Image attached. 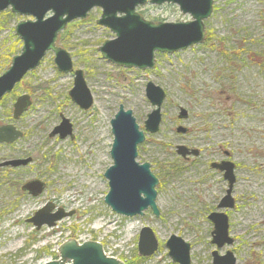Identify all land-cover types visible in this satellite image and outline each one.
<instances>
[{"label": "rangeland", "instance_id": "rangeland-1", "mask_svg": "<svg viewBox=\"0 0 264 264\" xmlns=\"http://www.w3.org/2000/svg\"><path fill=\"white\" fill-rule=\"evenodd\" d=\"M136 12L154 24L191 21L174 5L145 4ZM101 14L94 9L59 35L66 32V46H61L74 69L83 71L93 98L90 110L70 100L74 76L57 72L52 53L0 103V126L13 123L23 133L12 145L0 144V264L57 261L59 248L70 240L99 243L107 256L124 264H175L165 246L171 236L191 246V264H212L213 252L233 253L236 264H264V0H214L204 21V42L173 54L156 52L155 67L145 71L118 68L102 58L99 48L116 36L97 25ZM27 20L32 19L10 9L0 13V76L21 52L15 27ZM150 82L166 98L159 131L145 133L137 162L150 164L158 180L160 216L148 210L143 217L125 218L104 203L109 191L104 174L113 165L111 121L123 106L145 131L154 110L146 97ZM23 94L33 98V105L13 122V103ZM181 110L186 119H179ZM61 116L73 126L72 140L49 137ZM179 127L187 133L177 132ZM178 147L200 156L184 162ZM28 158L27 167H2ZM220 162L234 165V208L229 210H218L228 180L210 168ZM33 180L46 185L36 198L21 191ZM47 204L53 205L52 213L61 209L72 216L38 231L28 220ZM211 213L229 220L234 243L221 250L212 244ZM146 227L159 249L143 259L138 241Z\"/></svg>", "mask_w": 264, "mask_h": 264}, {"label": "water", "instance_id": "water-1", "mask_svg": "<svg viewBox=\"0 0 264 264\" xmlns=\"http://www.w3.org/2000/svg\"><path fill=\"white\" fill-rule=\"evenodd\" d=\"M150 3L162 6L176 5L184 15H189L191 21L181 23L154 24L143 19L137 12V7ZM214 0H0V13L10 9L13 14L30 16L34 20L19 22L15 27V34L22 42L19 55L12 59L11 66L0 76V102L6 95L11 94L23 78L35 71L45 56L54 53V65L62 74L74 71L72 56L66 50L57 46L59 35L69 23L86 20L93 9H101V17L97 25L109 29L116 38L106 41L99 49L103 59L126 69L140 70L155 67V53L173 54L184 51L205 40V25L213 12ZM74 86L69 96L82 110H89L93 106V98L87 87L82 70L74 73ZM146 97L154 107L145 122V131H140L133 117L132 111H125L120 106L119 112L111 121L113 144L110 152L113 165L105 172L109 191L104 203L112 212L125 218L143 217L151 210L158 218L160 212L157 206L156 186L157 178L151 172L148 163L139 164L138 146L145 142L147 134H156L161 124V109L166 98L165 92L148 83ZM32 101L28 95L19 97L13 106V120H19L28 112ZM180 119L187 118V112L181 110ZM185 129L178 128L179 133ZM59 136L61 140L72 135V126L66 119L51 132L50 137ZM23 137V133L12 125L0 126V144H12ZM198 154L197 151H194ZM177 154L185 157L189 151L184 147L177 148ZM31 159L8 161L2 167H25ZM228 180L229 187L219 209H233L234 201L231 197L235 178L234 165L222 162L213 165ZM32 197L40 196L46 185L33 180L23 186ZM54 207L47 204L39 210L32 219L28 220L39 231L42 227L52 228L57 222L72 213L58 210L52 213ZM214 225L212 244L217 249L225 245H232L234 240L229 236V220L223 213H213L209 217ZM169 257L175 264H191V246L177 236H171L165 244ZM159 244L152 229L146 227L140 231L138 253L142 258H149L157 253ZM59 260L46 264H124L118 259L108 257L101 244L85 242L78 244L70 240L59 250ZM213 264H236L233 253L220 256L212 253Z\"/></svg>", "mask_w": 264, "mask_h": 264}, {"label": "flooded vegetation", "instance_id": "flooded-vegetation-1", "mask_svg": "<svg viewBox=\"0 0 264 264\" xmlns=\"http://www.w3.org/2000/svg\"><path fill=\"white\" fill-rule=\"evenodd\" d=\"M26 17H28V16H26ZM29 17H30V16H29ZM31 19L34 20L32 17H31ZM27 21H28V20H27ZM15 35H16V34H15ZM17 38H18V37H17ZM18 39H19V38H18ZM19 40H20V39H19ZM60 40H61V37L58 38L57 46L60 47V48H62V49H64L62 46H66V43H61ZM20 42H21V40H20ZM21 43H22V42H21ZM59 43H61V44L59 45ZM104 43H105V42H104ZM104 43H103V44H104ZM62 44H64V45H62ZM103 44H102V45H103ZM22 45H23V44H22ZM61 45H62V46H61ZM102 45H101V46H102ZM99 49H100V48H99ZM64 50H66V49H64ZM66 51H67V50H66ZM67 52H68V51H67ZM99 52H100V51H99ZM49 53H52V52H49ZM52 54L54 55V53H52ZM100 54H101V52H100ZM101 56H102V54H101ZM45 57H46V56H45ZM102 58H103V57H102ZM42 61H43V60H42ZM42 61H41V63H42ZM53 64H54V58H53ZM111 64H112V63H111ZM113 65H114V64H113ZM54 66H55V65H54ZM73 66H74V65H73ZM115 66H116V65H115ZM117 67H118V66H117ZM118 68H121V67H118ZM55 69L57 70L56 67H55ZM123 69H126V68H123ZM132 69H138V68H132ZM78 70H79V69H78ZM139 70H140V69H139ZM146 70H147V69H146ZM75 71H77V70L74 69V71H73L72 73H70V74H63V75H71V74H73V76H74ZM142 71H145V70H142ZM57 72L60 73L58 70H57ZM29 73H31V72H29ZM60 74H62V73H60ZM25 77H26V76H25ZM25 77H24V78H25ZM24 78H23V79H24ZM74 78H75V76H74ZM22 81H23V80H22ZM22 81H21V82H22ZM18 85H19V84H18ZM15 88H16V87H15ZM14 90H15V89H14ZM70 92H71V91H70ZM70 92H69V93H70ZM12 93H13V92H12ZM12 93H11V94H12ZM11 94H9V95H11ZM9 95H7V96H9ZM23 95H28V94H23ZM23 95H21V96H23ZM68 95H69V94H68ZM21 96H19V97H21ZM28 96L30 97V99H31V101H32V105H33V98H32L30 95H28ZM19 97H17V98L15 99V102H16V100H17ZM4 98H5V97H4ZM4 98H3V100H4ZM69 98H70V96H69ZM3 100H2V101H3ZM70 100H71V98H70ZM2 101H1V102H2ZM71 101H72V100H71ZM1 102H0V103H1ZM15 102L13 103V106H14ZM72 102H73V101H72ZM73 103H74V102H73ZM74 104H75V103H74ZM76 105H77V104H76ZM13 106H12V114H11L12 117H11V118H12V121H13V122H17V121H19V120H20L25 114H24L19 120H17V121L13 120ZM77 106H78V105H77ZM31 107H32V106H31ZM78 107H79V106H78ZM79 108H80V107H79ZM91 108H92V107H91ZM91 108H90V109H91ZM80 109H81V108H80ZM90 109H89V110H90ZM29 110H30V109H29ZM81 110H82V109H81ZM83 111H85V110H83ZM87 111H88V110H87ZM63 119H64V118L61 116V122H60V124L62 123V120H63ZM179 119H180V118H179ZM69 123H70V122H69ZM10 124L14 125L13 123H10ZM60 124H59V125H60ZM6 125H9V124H6ZM59 125H58V126H59ZM70 125H71V124H70ZM2 126H5V125H2ZM14 126H15V125H14ZM58 126H57V127H58ZM71 126H72V125H71ZM55 128H56V127H55ZM55 128H54V129H55ZM54 129H53V130H54ZM183 129H184V128H183ZM185 130H186V129H185ZM52 132H53V131H52ZM177 132H178V129H177ZM186 133H187V130H186L185 133H183V134H186ZM72 135H73V126H72ZM112 135H113V134H112ZM49 137H50V135H49ZM56 137L59 138V136H56ZM50 138H51V137H50ZM54 138H55V137H54ZM67 138H70L71 140L73 139V137H70V136H68ZM67 138H66V139H67ZM20 139H21V138H20ZM20 139H19V140H20ZM59 140H61V139L59 138ZM64 140H65V139H64ZM17 141H18V140H17ZM17 141H16V142H17ZM16 142H14V143H16ZM14 143H12V144H14ZM12 144H3V145H12ZM180 156H181V155H180ZM187 156L199 157V156H200V152H199L198 154H195L194 151H189V154H186L185 157L181 156L182 159H181V158H180V159L183 160V161H184V160H185V161H188L190 158H188ZM185 161H184V162H185ZM220 163H222V162H220ZM220 163H211V164H210V168H211L212 170H214V171L216 170V171L221 172V171H220L219 169H217L216 167H213V165H218V164H220ZM25 167H27V166H25ZM3 168L18 169V168H24V167L13 168V167H10V166H6V167H3ZM221 173H223V175L225 174V172H221ZM224 179H225V178H224ZM225 180H226V179H225ZM228 183H229V182H228ZM24 185H25V183L21 186V191L24 192V193H27V194L29 195L28 192L23 191L22 188H23ZM228 187H229V186H228ZM226 192H227V191H226ZM29 196H31V195H29ZM157 196H158V195H157ZM31 197H32V196H31ZM222 200H223V199H222ZM222 200H221V202H222ZM221 202L219 203V205L221 204ZM218 210H227V209H219V206H218ZM228 210H229V209H228ZM149 211L152 213L151 210H149ZM152 214H153V213H152ZM211 214H213V213H211ZM211 214L209 215V217L211 216ZM153 215H154V214H153ZM154 216H155V215H154ZM159 216H160V215H159ZM155 217H156V216H155ZM209 217H208V220L212 223V221L209 219ZM156 218H157V217H156ZM158 218H159V217H158ZM212 224H213V223H212ZM213 226H214V225H213ZM213 231H214V230H213ZM215 247H216V246H215ZM216 248H217V247H216ZM218 250H221V249H218ZM218 254H219V253H218ZM141 258H142V257H141ZM150 258H151V257H150ZM143 259H148V258H143ZM212 264H213V258H212Z\"/></svg>", "mask_w": 264, "mask_h": 264}, {"label": "trees", "instance_id": "trees-1", "mask_svg": "<svg viewBox=\"0 0 264 264\" xmlns=\"http://www.w3.org/2000/svg\"><path fill=\"white\" fill-rule=\"evenodd\" d=\"M64 33L66 34V32H64ZM65 34H64L63 36H61V40H60L61 43H65V37H64ZM18 43H20V42L18 41ZM12 53H13V52L11 51V52H10V55H6V59L9 58V57L12 55ZM10 112H11V111H8L7 113H10Z\"/></svg>", "mask_w": 264, "mask_h": 264}]
</instances>
